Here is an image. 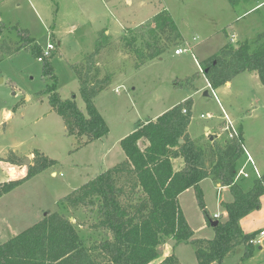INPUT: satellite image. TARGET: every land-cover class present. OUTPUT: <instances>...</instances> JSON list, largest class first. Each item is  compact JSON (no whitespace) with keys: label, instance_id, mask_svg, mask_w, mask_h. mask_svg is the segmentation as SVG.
<instances>
[{"label":"rangeland","instance_id":"rangeland-1","mask_svg":"<svg viewBox=\"0 0 264 264\" xmlns=\"http://www.w3.org/2000/svg\"><path fill=\"white\" fill-rule=\"evenodd\" d=\"M258 4L262 6L260 10L250 11ZM162 9L168 11L184 39L158 59L135 67L131 57L120 50L117 39L125 30L145 24ZM263 24L264 0H244L234 6L229 0H0V115L3 120L0 123V182L9 180L10 169L5 160L10 152L20 160L29 157L32 161V154L39 151L58 162L54 168L0 199V244L42 220L46 213L60 212L61 198L123 161L119 142L137 128L139 121L155 120V116L187 99L192 100L188 132L193 139L201 138L207 127L217 134L213 136H218L219 141H224L228 135L224 130V116L228 114L263 173L264 89L258 78L245 72L234 77L230 87L212 90L208 82L207 85L204 82L199 66L215 55L227 40L235 47L239 42L254 40L256 35L264 33V28L255 36L246 35L247 29L251 25L256 30ZM104 29L114 41L97 60L98 74L109 75L111 79L108 89L94 100L109 129L102 140L107 147L102 152L108 155L101 157V141L77 149V140L65 135L61 118L51 110L46 96L40 94L46 88L41 62L24 49H18L21 32L25 31L42 50L52 44L51 51L56 53L50 61L57 77V92L62 99L74 97L79 109L85 112L71 64L94 51L96 39ZM251 36L254 37L246 40ZM187 47H192L191 52L175 55L176 49ZM7 49L9 54L5 52ZM187 77L191 79L189 82H185ZM176 84L184 88H176ZM8 113L11 117L4 120ZM86 159L89 165L83 163ZM245 162L244 155L242 167ZM20 164L21 161L18 169L26 174L27 168ZM181 165L180 160H175L174 170H179ZM200 188L211 218L220 213V201L232 200L229 190L217 191L210 179L200 183ZM262 199L260 208L241 224L245 235L258 237L260 230L264 232V197ZM179 205L195 230L194 236L211 239L213 231L205 222L193 189L179 197ZM67 216H73L78 222L77 229L85 245L106 237L103 232L89 229L92 219L87 214L78 211ZM261 239L260 245L254 242L251 259L241 261L244 247L240 245L223 264H264V235ZM262 246L263 251L258 249ZM158 249V258L150 264H157L172 254L180 264H197L190 244H175L170 240Z\"/></svg>","mask_w":264,"mask_h":264},{"label":"trees","instance_id":"trees-1","mask_svg":"<svg viewBox=\"0 0 264 264\" xmlns=\"http://www.w3.org/2000/svg\"><path fill=\"white\" fill-rule=\"evenodd\" d=\"M229 1L234 6L244 0ZM20 41L19 51L24 49L41 59L46 88L40 94L61 118L65 135L77 140V149L106 137L109 129L94 100L108 89L111 79L98 74L97 60L114 40L103 30L94 51L71 64L85 112L74 97L62 99L57 92V77L50 61L56 51L42 58L43 50L26 31L21 32ZM181 41L179 29L165 9L145 24L125 30L117 39L120 50L131 57L135 67L158 59ZM5 52L9 54L8 49ZM199 66L212 90L245 72L255 73L264 89V33L236 47L227 40ZM190 80L187 77L185 82ZM191 110L192 100L187 99L155 120L137 123V128L119 142L124 160L61 198L60 212L46 213L42 220L0 244V264H150L158 258L159 246L170 240L190 244L197 264H223L240 245L244 247L241 261L251 259L254 245L250 241L257 235H245L239 222L260 208L264 172L261 179L251 175L237 180L245 155L242 133L239 131L238 139L226 136L224 141L204 136L192 139L188 133ZM32 155L22 178L0 182V199L58 165L39 151ZM175 160L182 162L179 170H174ZM20 161L13 152L5 160L13 166ZM206 179L228 188L232 196L230 203L222 205L221 218H211L205 208L200 183ZM189 189L194 190L205 222L213 231L211 239L195 237L180 208L179 196ZM78 211L91 217L90 230L103 232L106 237L85 245L78 222L67 216ZM214 221L218 224L212 227ZM157 264L180 263L172 254Z\"/></svg>","mask_w":264,"mask_h":264},{"label":"crops","instance_id":"crops-1","mask_svg":"<svg viewBox=\"0 0 264 264\" xmlns=\"http://www.w3.org/2000/svg\"><path fill=\"white\" fill-rule=\"evenodd\" d=\"M208 1V0H207ZM128 3H130V1H127ZM258 6H261L260 4H258L257 5V7H254V8H252L250 11H253V12H257L258 10H260L261 8H262V6L260 7V8H258ZM250 11L249 12H246L245 14H242V17L243 16H245V15H247L248 13H250ZM239 18L237 17V20H238ZM264 28V24L263 25H258V27L256 28V30L254 29V27H252L251 28V25H250V29L248 30L247 29V33H246V35H254L255 36V34H257V33H259L258 32V30L259 29H261V28ZM251 29H252V32H251ZM105 30V34L106 35H108V36H110L109 34H108V30L107 29H104ZM124 29H122V31H123ZM254 30V31H253ZM180 31V30H179ZM180 34H181V32H180ZM181 36H182V34H181ZM254 36H251L250 38H247L246 40H251ZM110 38L113 40V38L110 36ZM182 38H183V36H182ZM184 39V38H183ZM116 40V39H115ZM60 44L58 43V46H59ZM187 48H189V47H187ZM190 49V52H191V49H192V47H190L189 48ZM58 51V50H57ZM176 56H180V55H176ZM211 57V56H210ZM196 59H194V61H195ZM195 65H196V63H195ZM199 72H200V70H199ZM250 73H252L254 76H256L257 77V75L255 74V73H253V72H250ZM202 78H203V80H204V82L206 83V85H207V81H206V79H205V77H204V75L202 74ZM258 78V77H257ZM228 87H230V83H228V85H225L224 86V88H228ZM221 109L223 110V111H225L224 110V108L221 106ZM159 115H161V114H159ZM227 116H228V118L230 119V121L233 123V125L235 126V122H234V120H233V117H231L230 115H228V114H226ZM9 117H11V114L10 113H8V114H6L5 115V117H4V120H7ZM158 116H155V119L157 118ZM3 121V120H2ZM139 122H141V121H139ZM138 122V123H139ZM189 128V127H188ZM207 128V127H206ZM205 128V129H206ZM208 129V131H205V134L204 135H202V136H204V137H207L208 135H217V134H214V132L212 133V132H210V128H207ZM239 132V131H238ZM189 133V132H188ZM189 136H190V134H189ZM107 137V136H106ZM106 137H104V138H106ZM191 137V136H190ZM104 138H101V139H99V140H97V141H101V145H100V149H101V152L102 151H104V150H106L107 149V147H105L104 146V144H103V142H102V140L104 139ZM192 138V137H191ZM193 139V138H192ZM216 139L217 140H219V137L218 136H216ZM121 141V140H120ZM94 143V142H93ZM93 143H90V144H88V145H86V146H84V147H88L89 145H91V144H93ZM243 146H244V149L246 150V152L251 156V158L253 159V161H254V163H255V165L257 164L256 163V157H253V155L249 152V150L247 149V147L244 145V142H243ZM246 147V148H245ZM106 156V155H108V154H106V152L105 153H101V157L102 156ZM84 164L85 163H87L88 165H89V160L88 159H86L84 162H83ZM6 165H8L9 166V169H10V176H9V180H16L17 178L19 179V178H22L24 175H25V171L22 169V170H20V169H18L19 167H17V166H13V165H10V164H8V163H5ZM86 164V165H87ZM182 166V165H181ZM181 168V167H180ZM52 176H56V173H52ZM8 181V180H7ZM203 181H205V180H203ZM202 181V182H203ZM201 182V183H202ZM213 182V181H212ZM214 184H215V189L217 188V191H221V190H229L228 188H226V187H221L219 184H217V183H215V182H213ZM186 192V191H185ZM184 192V193H185ZM183 194V193H182ZM181 194V195H182ZM180 195V196H181ZM179 196V197H180ZM264 196H262L261 197V199H260V204H261V202H262V198H263ZM232 200H228V201H226V202H222V201H220L219 203H218V209L219 210H221L220 211V213L219 212H217V213H215L214 215H218L219 216V218H221L222 216H224V211H223V208H222V205L223 204H225V203H230ZM216 207H217V205H216ZM251 213H253V212H251ZM213 215V216H214ZM252 214H249L248 216H246V217H244L243 219H241L240 220V222H239V225H240V228H241V230H242V222L245 220V219H247V218H249L250 216H251ZM187 221V220H186ZM188 222V221H187ZM189 224V223H188ZM190 226V225H189ZM260 231H262V230H260ZM259 231V232H260ZM194 232H195V230H194ZM243 232V231H242ZM195 234V233H194ZM260 240H262L261 238H260ZM169 242V241H168ZM259 250H261V251H263V246L262 247H259L258 248Z\"/></svg>","mask_w":264,"mask_h":264},{"label":"built area","instance_id":"built-area-1","mask_svg":"<svg viewBox=\"0 0 264 264\" xmlns=\"http://www.w3.org/2000/svg\"><path fill=\"white\" fill-rule=\"evenodd\" d=\"M54 46L52 44L49 43V45L47 46L46 50H43L42 53V58L48 57L49 53L51 52V50H53ZM185 52H190L189 48H185V49H176L175 50V55H181ZM39 61L41 62V59H39ZM203 116H201L202 118ZM224 117H226V126L224 128L225 132H227V136L229 139H238L239 138V132L236 129V127L233 125V123L229 120V118L225 115ZM208 118H212L211 115H208ZM243 147V146H242ZM243 151L246 157V162H245V166L242 167L241 169H239L236 179H249L251 175H253L256 179H261L262 177V173L258 170L257 166L255 165L253 159L251 158V156L246 152V150L243 147ZM249 167L248 170H246V167ZM214 219H218L219 216L218 215H214L213 216ZM264 235V232L261 231L259 232L258 237H254L251 241L250 244L254 245V242L257 243V245L261 244V240L260 238Z\"/></svg>","mask_w":264,"mask_h":264},{"label":"water","instance_id":"water-1","mask_svg":"<svg viewBox=\"0 0 264 264\" xmlns=\"http://www.w3.org/2000/svg\"><path fill=\"white\" fill-rule=\"evenodd\" d=\"M228 85V83L226 84ZM204 96H207V92L204 93ZM2 121V118H1V115H0V123ZM205 131H208V129L206 128ZM209 138V140H213L214 138H216V136H213V135H208L207 136ZM179 143H181V141H179ZM31 164V160L29 157H25L21 160V164H20V167H28L29 165ZM71 222L74 223L75 221L73 219H71ZM218 224L217 221H214L212 223V227H215L216 225Z\"/></svg>","mask_w":264,"mask_h":264}]
</instances>
